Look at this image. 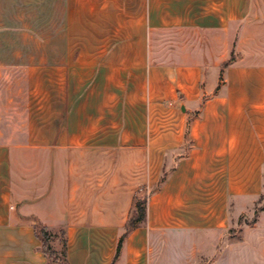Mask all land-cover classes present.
<instances>
[{
  "label": "crops",
  "instance_id": "obj_1",
  "mask_svg": "<svg viewBox=\"0 0 264 264\" xmlns=\"http://www.w3.org/2000/svg\"><path fill=\"white\" fill-rule=\"evenodd\" d=\"M263 197L264 0H0V264H264Z\"/></svg>",
  "mask_w": 264,
  "mask_h": 264
},
{
  "label": "trees",
  "instance_id": "obj_2",
  "mask_svg": "<svg viewBox=\"0 0 264 264\" xmlns=\"http://www.w3.org/2000/svg\"><path fill=\"white\" fill-rule=\"evenodd\" d=\"M228 63L223 64V67H227ZM146 205H147V198H140L136 202V210L129 219L125 234L122 236L118 250L122 247V242L126 238V236L135 228L139 226L140 223H142L146 218ZM242 220L240 222V226H242ZM230 234L234 235L236 234L235 230H231ZM35 235L40 240L42 244V252L43 254L48 258L49 262L51 263H62V264H68L66 259V249H67V242L65 239V234L63 233V251L61 253H58L53 246H52V235L49 232V229L39 222H36L35 224Z\"/></svg>",
  "mask_w": 264,
  "mask_h": 264
},
{
  "label": "rangeland",
  "instance_id": "obj_3",
  "mask_svg": "<svg viewBox=\"0 0 264 264\" xmlns=\"http://www.w3.org/2000/svg\"><path fill=\"white\" fill-rule=\"evenodd\" d=\"M141 198H144V197H141ZM261 203V205H264V197H263V199L260 201ZM258 207L256 206V208H255V210L257 209ZM247 216V215H246ZM246 221H251V220H253V215H251V217L250 218H246L245 219ZM56 237V239H58L60 242H61V247H60V249H59V251H58V253H61L62 251H63V235H57V236H55ZM51 240H52V242L53 241H55V239H53V236H52V238H51Z\"/></svg>",
  "mask_w": 264,
  "mask_h": 264
}]
</instances>
